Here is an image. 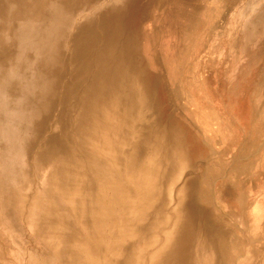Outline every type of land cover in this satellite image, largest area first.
<instances>
[{"label": "rangeland", "instance_id": "rangeland-1", "mask_svg": "<svg viewBox=\"0 0 264 264\" xmlns=\"http://www.w3.org/2000/svg\"><path fill=\"white\" fill-rule=\"evenodd\" d=\"M124 44L154 78L150 113L156 99L186 140L154 221L219 226L241 243L235 264L263 260L264 0H0V264H63L71 222L47 152L68 150L85 89Z\"/></svg>", "mask_w": 264, "mask_h": 264}, {"label": "bare ground", "instance_id": "bare-ground-1", "mask_svg": "<svg viewBox=\"0 0 264 264\" xmlns=\"http://www.w3.org/2000/svg\"><path fill=\"white\" fill-rule=\"evenodd\" d=\"M119 58L85 89L68 150H49L43 159L52 169L47 183L63 188L68 202L71 227L59 253L67 252L58 253L63 264H172L180 245L184 258L182 226L154 220L163 212L155 207L163 194L161 168L184 159L185 136L156 99L150 113L154 78L128 45ZM43 198L49 199L46 187L31 205L33 228ZM157 232H163L162 247Z\"/></svg>", "mask_w": 264, "mask_h": 264}, {"label": "crops", "instance_id": "crops-1", "mask_svg": "<svg viewBox=\"0 0 264 264\" xmlns=\"http://www.w3.org/2000/svg\"><path fill=\"white\" fill-rule=\"evenodd\" d=\"M205 181L207 182L205 183ZM207 183L208 178H203L202 186L206 193L210 189ZM239 202L243 205L242 198ZM227 234H229V231L226 229L224 230L219 226L215 229L205 223L188 230V225L185 222V225H183V238L187 246L184 249L183 264H235L234 259L243 253L242 249L238 248L241 243H238L239 240L232 239L225 241L224 237L227 238ZM257 256L253 250L251 254L240 258L236 263L264 264V259L259 260Z\"/></svg>", "mask_w": 264, "mask_h": 264}]
</instances>
